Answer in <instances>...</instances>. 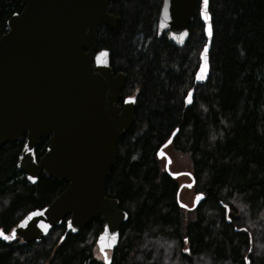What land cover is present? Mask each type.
Returning a JSON list of instances; mask_svg holds the SVG:
<instances>
[{
	"label": "trees",
	"instance_id": "16d2710c",
	"mask_svg": "<svg viewBox=\"0 0 264 264\" xmlns=\"http://www.w3.org/2000/svg\"><path fill=\"white\" fill-rule=\"evenodd\" d=\"M161 7L162 0H114L108 10L120 18L117 27L97 30L113 72L126 75L122 99L136 96L134 122L118 141L104 188L129 216L109 264H246L251 247V264H264V0H210L209 77L195 86L188 107L185 96L207 43L204 24L197 13L188 40L177 47L158 36ZM20 11L17 3L3 7L0 37ZM176 128L166 151L189 160L195 179L194 189L180 193L183 176L171 177L157 156ZM23 143L0 147L5 234L68 184L42 174L28 182L17 168ZM48 144L49 138L40 140L38 158ZM189 190L205 193L194 209L179 204ZM103 225L94 219L72 234L64 221L40 242L0 238V264H107L96 251Z\"/></svg>",
	"mask_w": 264,
	"mask_h": 264
},
{
	"label": "water",
	"instance_id": "95a60500",
	"mask_svg": "<svg viewBox=\"0 0 264 264\" xmlns=\"http://www.w3.org/2000/svg\"><path fill=\"white\" fill-rule=\"evenodd\" d=\"M113 1L0 0V16L4 6L17 3L21 7L8 18L6 32L0 37V147L24 142L17 168L31 184L40 174L68 182L54 200L29 211L21 220L32 212L41 215L29 220L26 227H19L20 220L14 226L16 235L12 239L0 236L3 241L19 238L24 243L40 242L64 221L66 231L76 234L99 218L104 225L96 245L105 262H111L109 251L118 246L121 227L129 216L117 199L105 195L104 188L118 141L130 130L136 109L135 97L122 100L125 73H114L109 51L98 49V28L115 29L120 20L108 10ZM199 1L162 0L157 23L158 36L166 34L169 41L183 47L197 13L202 20L208 70L205 79L196 78L205 62L203 47L190 89L194 92L195 86L208 80L212 42L207 30L209 25L212 29L209 6L205 9ZM206 12L210 20L204 19ZM192 104L185 99V107ZM43 137L49 138V144L37 158L36 148ZM175 137L170 136L168 146ZM166 148L165 157L157 156L165 160L168 174L173 178L188 175L171 171L172 159ZM190 177L192 181L182 184L179 193L184 186L194 185L193 175ZM196 197L187 209L196 208L204 200L196 202ZM179 204L186 205L180 199ZM225 208L231 222L230 209ZM251 251L252 247L246 264H251Z\"/></svg>",
	"mask_w": 264,
	"mask_h": 264
},
{
	"label": "snow or ice",
	"instance_id": "6c2138e0",
	"mask_svg": "<svg viewBox=\"0 0 264 264\" xmlns=\"http://www.w3.org/2000/svg\"><path fill=\"white\" fill-rule=\"evenodd\" d=\"M202 5H203V7H204L205 9H207L208 6H209V0H202ZM166 14H167V13H166ZM204 19H205V20H210V14L206 12L205 15H204ZM207 30H208L209 35H211V34H212L211 25L208 26V29H207ZM207 52H208V45H205V46H204V52L202 53V55H204L205 62H204V64H203V66L199 68V71H198L197 74H196V78H197L198 80H202V79H205V78H206V77L204 76V73H206L207 70H208L207 56H206ZM193 92H194V90H189L188 93H187V95L185 96V99H186L189 103H192V102H193ZM129 99L131 100L132 98L130 97ZM178 131H179V129H176L171 135H172L173 137H175L176 132H178ZM171 142H172L171 140H167L162 146H158V154H159L161 157H165L166 154H165V152L163 151V148H166V147L168 146V144H170ZM167 162H168L169 164L171 163L170 158L168 159ZM173 175H177V174L174 173ZM188 175L190 176L191 173H188ZM33 179H34V178H33ZM202 198H204V194H203V193H198V194H197V197H196V202H199V200H201ZM182 206L185 207V208L188 207V205H182ZM41 214H42V213H40V212H32V213H30L29 216H28L26 219L20 221L19 227H26V226L28 225V221H29V220H32L33 217L38 216V215H41ZM11 232H12V235H11V236H8V235H5V234H4V232H3L2 229H0V236H4L5 239H12V238L16 235V229L13 228V229L11 230ZM186 239H187V237H185V240H186ZM184 250H185V251H189V249H184Z\"/></svg>",
	"mask_w": 264,
	"mask_h": 264
},
{
	"label": "rangeland",
	"instance_id": "374dc122",
	"mask_svg": "<svg viewBox=\"0 0 264 264\" xmlns=\"http://www.w3.org/2000/svg\"><path fill=\"white\" fill-rule=\"evenodd\" d=\"M168 153H169V155L171 154V150L169 149L168 150ZM171 155H173V154H171ZM173 157L175 158L174 160H175V164H174V166H173V171H185V170H190V164H189V160H186V158H184V157H181V156H179L178 158L176 157V156H174L173 155ZM188 181V179L186 178V177H182V178H180V182L181 183H183V182H187ZM185 187V189L187 188L186 186H184ZM195 191L193 190V192L191 191V190H189V191H185L183 194H184V201L187 203V204H189V205H191L192 203H193V199H194V197H195ZM97 251V253H98V250H96ZM102 256H100V258H101Z\"/></svg>",
	"mask_w": 264,
	"mask_h": 264
},
{
	"label": "flooded vegetation",
	"instance_id": "af4514ba",
	"mask_svg": "<svg viewBox=\"0 0 264 264\" xmlns=\"http://www.w3.org/2000/svg\"><path fill=\"white\" fill-rule=\"evenodd\" d=\"M183 183H186V182H183ZM191 188H193V187H191ZM193 189H194V188H193ZM197 193H198V192H196V191H195V193H194V194L196 195ZM111 255H112V252H111Z\"/></svg>",
	"mask_w": 264,
	"mask_h": 264
},
{
	"label": "bare ground",
	"instance_id": "6f19581e",
	"mask_svg": "<svg viewBox=\"0 0 264 264\" xmlns=\"http://www.w3.org/2000/svg\"><path fill=\"white\" fill-rule=\"evenodd\" d=\"M203 193V192H202Z\"/></svg>",
	"mask_w": 264,
	"mask_h": 264
}]
</instances>
